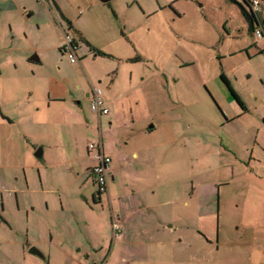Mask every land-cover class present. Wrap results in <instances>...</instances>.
I'll use <instances>...</instances> for the list:
<instances>
[{"label":"rangeland","instance_id":"obj_1","mask_svg":"<svg viewBox=\"0 0 264 264\" xmlns=\"http://www.w3.org/2000/svg\"><path fill=\"white\" fill-rule=\"evenodd\" d=\"M32 1L36 3L34 0H21L22 6L26 8L21 18L24 24H17L18 16L10 14L14 31L8 32L7 27H3L6 34H3L1 41L6 44L5 47H13L14 52L7 54V66L1 68V74L3 78L13 76L19 81L20 87L16 86V90L20 100L23 98L25 100L28 96L24 92L25 89L29 86L36 87L32 91L33 98L38 102L43 98L44 102L34 105L46 109L42 114L34 115L32 118L27 115L29 117L26 120L27 125L31 130L29 141L23 139L25 128L17 121L14 126L6 120L1 121L0 190L8 186L10 175L15 173L14 167L18 163L26 167L30 176L38 177L39 170L44 173L45 160H37L34 155L44 149H48L49 155L54 153L50 150L51 137L41 134L42 116L45 115L48 119L45 129L54 131L53 120L47 110L50 108L54 111L57 105H63L66 109L65 116L59 128L64 144L75 145V153L84 166L91 162L86 159L93 158L96 161V151L86 147L100 145L105 154L111 157V165L115 168L112 169L114 182L110 181L109 172L106 178L108 193L101 194L92 169L88 171L86 168L83 171L85 174L82 175L88 180L82 188L84 195L87 196L89 192L94 191L102 199L100 203H93L89 198L88 205L93 210V213H89L92 214L90 228L94 226L98 234L102 232L105 240H111L113 236L108 203L112 197L110 190L113 188L112 194L119 192L121 196H125L124 198H127L126 194L130 195L134 191V197H140L143 203H150V208L143 207L139 214L144 227L150 225L168 227L174 224V229H163V233L167 235L166 240L172 238V235L177 239L174 248L169 244L138 248L139 252L142 250L141 254L146 260L144 264H169V257L173 262L171 264H195L196 261L202 264L208 255L206 250L201 249L208 237H211L212 241L215 240L213 234L215 228L212 217L199 219L198 204L193 194L198 192L201 185H211L214 192L216 191L214 186L221 185L222 193L233 192L237 184V177L233 175L239 170V165L233 164L234 170H231L232 166L228 159L219 158L227 155L233 159L232 152L227 147L223 149L222 141L227 143L226 140H229L232 134L243 128L242 123L250 131L256 129L253 123L263 124L264 118V81L258 79V75L264 74V61L254 57L252 50L244 53L232 51L234 45L231 39L230 50L235 54L224 57L226 48L219 39L221 33L219 22L223 17H227L230 25L236 29H241V17L233 8H224L220 5L219 0H111L109 5L118 14L121 22L115 37L120 36L118 30L125 32L123 42H119L118 47L113 45L112 51H120V57L128 56L130 61L128 66L124 64L122 66L121 60L117 61L114 56L92 58L91 55L89 58L94 60V63H90L89 60L83 63L84 60L81 59L82 61L72 65L59 51H54L55 40L50 35L51 26L42 25L41 21L30 15L28 8H31ZM55 1L64 5L70 17H73L74 13L85 12L77 25L87 27L89 36L97 38L100 31L92 29L90 21L94 14L100 15V11L94 9L84 11L82 0ZM8 4H1V9ZM50 5L55 12L52 3ZM56 14L58 21L62 22L59 14L57 12ZM47 16L48 21L53 22V15L43 14V17ZM253 38L255 39L254 33L247 31L246 36L241 35L238 40L246 45ZM8 40L12 44L10 47ZM128 40L134 43L129 44ZM96 50L92 48V55H97ZM136 53L139 57L135 65L132 62L136 59ZM33 54L40 59L39 64L27 61ZM3 58L4 55H1L0 60ZM112 66L113 70L117 67L118 72L105 76V71ZM129 74L132 75L131 87H135L136 90L130 96H125L130 85ZM222 74L227 76L231 87L241 96L242 99L238 95L248 109V114L243 120L237 117L240 108L220 79ZM88 80L102 91L109 112L107 116L98 119V116L90 111L89 99L85 97L91 93ZM56 82L63 91L58 96L65 102H49L52 99H49L46 93L44 97L42 93H38L41 91L40 88L44 89L47 86L53 89ZM1 95L2 87L0 107L15 119L14 103L12 104L14 101L7 99L3 101L5 94ZM34 105H30L27 111H31ZM64 132L66 135L70 134L69 139L63 135ZM174 132L182 139L177 146L173 142ZM243 137L247 139L249 135L246 136L243 131ZM255 137L252 136L250 148L252 156L258 158L260 164L251 162V167L263 177L264 153H261L258 147H254ZM233 139L238 143H245L244 140L238 141L241 139L238 132ZM148 148L156 151L154 166L150 164L152 152H145ZM132 152L138 153L139 160L130 158ZM117 155L122 157L118 159ZM92 164L94 165L93 162ZM96 164L97 161L94 166ZM223 164H227L226 167H223ZM20 170L21 168L17 169V174ZM225 170L228 173H224ZM47 173H51V170H47ZM232 180L235 182H229ZM224 181L229 182V186L222 185ZM72 193L69 189L62 191L63 196ZM129 197L133 199L132 196ZM123 203L130 208L128 202ZM229 204L231 203L227 204V208L230 210ZM164 210L169 212L168 221L161 218ZM202 220L207 222L209 230L213 228L210 231L212 235L206 231L205 234L202 233L200 230V226H203ZM181 221H184L183 226H188L191 230L182 228L179 232L178 228L183 224ZM224 221L223 218L221 224L224 225ZM160 236L159 240H163V236ZM181 239L183 241L179 242ZM186 243L191 246L188 247ZM108 250L109 247L101 250L97 256L99 258L107 256ZM94 264L100 263L98 261ZM104 264L143 262H131L126 254L121 252L115 254L109 263Z\"/></svg>","mask_w":264,"mask_h":264},{"label":"crops","instance_id":"obj_2","mask_svg":"<svg viewBox=\"0 0 264 264\" xmlns=\"http://www.w3.org/2000/svg\"><path fill=\"white\" fill-rule=\"evenodd\" d=\"M235 1L239 2L238 0ZM50 2L55 8V12L51 9ZM82 2H84L81 3L84 4L82 5L84 11L94 9L101 12L100 15L102 16L94 14L90 21L91 28L100 31V34L96 36L97 38L89 36L87 27L80 26V24L77 25L78 21L81 20V16L85 13L83 11L81 14H78V12L74 13L73 17H70L67 15L65 7H63L64 5L61 3L59 4V2L55 0H47V2L43 4L33 3L32 1L30 4L31 8L28 9L30 15L41 21L42 25L46 27L51 26L52 33L50 35H52V38L55 40V52L59 51V53H61L59 46L63 42L64 34L70 30V34L74 36L78 42L76 54L78 62L82 59L84 60L83 63L87 60H89L90 63H94V60L89 58L90 55L92 58L114 56L117 61L121 60L122 66L123 64L124 66H128L130 62L128 56L120 57V51H112L114 48L113 45L118 47L119 42H123V33H125H122L123 30H118L120 31L118 33L121 37L119 35L115 37L117 27L120 28L121 25L118 14L112 10L111 6L96 3L98 2L97 0H82ZM219 2L224 8H233L243 21L242 23L240 20L241 29L232 27L227 17H223L219 22L221 26L219 39H221L220 41L226 48L223 56L234 55L235 53L232 52L233 50L236 53H244L252 50V55L254 57L264 61V0H258L259 4L255 12L258 28L262 30L263 35L261 38H256L254 36L255 39L253 38L250 43L246 44L248 46H246L243 41L239 42L238 40L241 35L246 36L247 31L250 33L253 32L252 29H249L239 8L230 0H219ZM6 3L9 4L1 9V4ZM22 5L21 0H0V17L4 16V18H6H0V59L1 55H4V58L0 60V87H2V95L5 94V97L2 98L3 101L4 99L14 101L12 102V104L14 103L13 113L16 116L15 119L12 118V116L8 115L3 108L0 107V125H2V120L8 121L13 126L17 121L21 127L25 128L22 134L23 139L29 141L31 130L29 129V125H27L28 122L26 120L29 119L27 115L32 118L34 115L42 114V111L46 109V107L43 109L34 104H41L44 100L42 98L40 102H38L33 98L32 91L36 88L34 86H29L25 89L24 92H26L28 96L25 100L24 98L20 100L16 90V86L20 84L19 81L13 76L3 78L1 74V68L7 66V54L14 52L13 47H5L6 44L1 41L3 39V34H6L3 27H7L8 32L12 33L14 31L12 30L13 20L10 14L18 16L19 20L17 24H24L21 18L26 8ZM56 12L61 17L62 22L58 21ZM50 13L53 15V22L48 21V16L43 17V14ZM28 17L29 15H27V18ZM125 18L127 19V17ZM125 35L126 34H124V37ZM229 39L232 40L234 45V47L231 48L232 51L230 50L231 43H229ZM128 41L129 44L134 43V41ZM8 46H12L9 40ZM91 47L97 49L96 53L100 55H92L91 52L93 51ZM61 55L63 56L62 53ZM36 57L38 58L37 55ZM138 57L139 55L137 54L135 61L132 62L133 64H135ZM27 61L34 64L40 63L39 58L37 63L29 61V58ZM78 62L72 65H76ZM113 69L114 67L112 66L105 71V76L113 75V72L116 73L119 70L117 67L115 70ZM94 71L97 72L98 70ZM226 77L225 75V78ZM263 77L264 74L258 75V79L261 81H264ZM129 78L130 85L124 94L125 96H130L136 90L135 87H131V74H129ZM88 83L89 86L96 87L92 81L88 80ZM78 88L80 89V86H78ZM40 90L41 91H38V93H42L41 95L43 97L44 93H46L49 99H52L49 100V102H65L62 100L61 96H58L63 91L62 87L57 82L53 89L47 86V88H40ZM85 97H87V95H85ZM32 104L34 105L32 110L27 111L28 107ZM64 109L63 105H57L54 111H51L50 108L47 110L48 115L51 116L53 120L52 125L54 131L45 129L48 119L45 115L42 116L41 134L46 137H51L50 150L54 153V155H49L47 154L48 149H44V151L40 150L41 157L37 160H45V168H43L44 173L36 168L39 170V176H30L27 173L26 167L24 168L23 164L18 163L14 167L15 173L10 175L11 179L8 186L0 190V264H87V262H92L94 264V262L97 263L98 261L100 264H104L105 262L109 263L115 254L117 255L121 252L126 254L129 261H140L144 264L146 260L141 254L142 250L139 252L138 248H144L146 246L156 247L162 244H169L170 247L173 246L174 248V243L177 242L176 237L172 235V238L166 240L167 235L163 233V229H174V224L168 227H161L160 225L144 227L140 222L139 214L143 207L150 208V203H143L140 197H134V191L131 192L130 195L126 194L127 198H124L125 196H121L119 192L112 194L113 188L110 190V195L112 197L109 199L110 201H108L110 209L109 221L111 223L112 219L115 218L122 223L123 231L121 235L116 238L112 237V239L108 241L105 240L102 232L98 234L94 230V226L90 228L92 214L89 213H93V210L88 205L89 198L92 199L93 203H100L102 199L101 196L97 195L94 191L89 192L87 196L84 195L82 188L87 184L88 180L87 177H84L82 174H85L83 173L84 169L87 168L88 171L92 169L96 161H94L93 158L86 159L91 162L84 166L82 160L80 161L75 153V145L72 143L70 145L64 144L63 136L59 128L60 122L64 121ZM240 110L238 109L237 111V117L243 120L248 114V109L244 108V110H241V113ZM249 111L251 112L250 109ZM108 114L103 116H107ZM249 115L252 118V114L249 113ZM97 116L98 119L102 117L99 115ZM262 120L263 124L259 122L253 123L256 129L253 130L250 126L252 129L250 131L246 129L244 126L245 124L242 123L243 128H240L232 134L231 138L226 140L227 143H224V140L222 141L224 145L223 149L227 147V149L232 152L231 156L233 159H230L227 155L219 156V158L228 159V162L232 166L231 170H234L233 164L239 165V170L233 175V177H237V184L234 186L233 192H225L227 194L222 193L220 189L221 185H217V187L214 186L216 189L215 192L211 185H201L198 192L193 194L198 204L197 215L199 219L205 220L212 217L214 222L213 227L215 228V232H213L215 240L212 241L211 237H208L204 247L201 249L206 250V255H208L202 264H264V176L260 177V173L256 172L251 167V162L255 164H260V162L258 158L252 156V149L250 148V141L253 139L252 136L254 135L256 136L254 138V147H258L260 152L264 153V118H262ZM227 121H229V118ZM243 131H245L246 136L249 135V138L244 139ZM237 132L241 135V139L238 141L244 140V144L238 143L233 139V137L237 135ZM63 135L67 139L70 138V134L66 135V132H64ZM173 135V142L175 146H177V143L182 139L177 136L176 132H174ZM100 137L99 135V139ZM88 146L86 149H88ZM153 149H155V146H153ZM67 151L70 152L68 153ZM145 152H152L150 155V164L154 166V154L156 151L152 150V148H148ZM187 155L188 153L186 156ZM175 156L176 155H174V159ZM117 157L119 159L122 156L117 155ZM130 158H132V160H139L138 153L132 152ZM127 159L129 158L127 157ZM111 164L112 162L110 163V181L114 182L115 177L113 176L112 169L115 168H113ZM226 165L227 164H223V167H226ZM18 168H21L19 174H17ZM47 170H51V173L48 174ZM117 173L119 174V172ZM224 173H228V171L225 170ZM128 174H130V170ZM83 178H85V180ZM83 180L84 182H81ZM229 182L234 183L235 180ZM229 182L224 181L222 185L229 186ZM106 183H108L107 179ZM63 189H69L73 193L63 196ZM105 192L108 193L107 185ZM129 196H132L134 200L137 199L134 201L130 199ZM107 197L109 198V194H107ZM189 197L192 198V195ZM10 200L12 202L11 204ZM123 201L128 202L130 208H128ZM229 202L231 203L229 204L231 207L230 210L227 208ZM153 205L156 206L159 204ZM168 214L169 212L164 210L161 218L164 221H168ZM223 218L225 220L224 225L221 224ZM181 222H183V224L179 226V232L182 228L188 231L191 230L190 227L183 226L185 225L184 221ZM201 223L203 225L200 226L202 233L205 234V231L207 234L211 233L210 231H212L213 228L209 230L207 222L203 221ZM210 235H212V233ZM159 236H163L164 239L159 240ZM181 241L183 240L181 239L179 242ZM187 246L189 247L191 245L187 244ZM108 247L107 256H100L99 258L97 254ZM30 249H35L37 255L31 254L29 252ZM168 259L169 264L173 263L170 257ZM198 262L199 261H196L195 264H201Z\"/></svg>","mask_w":264,"mask_h":264},{"label":"built area","instance_id":"obj_3","mask_svg":"<svg viewBox=\"0 0 264 264\" xmlns=\"http://www.w3.org/2000/svg\"><path fill=\"white\" fill-rule=\"evenodd\" d=\"M40 2L42 0H35ZM258 0L252 1V11L255 13L258 7ZM80 14V12H79ZM254 36L256 38H261L263 33L260 28L253 31ZM64 36V41L61 44L60 48L64 49L61 52L64 54L65 58L68 60L70 64H74L77 62V56L74 51V48L71 46V38L70 30H68ZM89 109L92 113H95L99 116H103L108 114V110L106 108V102L103 97L102 91L96 87L92 88L90 98H89ZM97 146V147H96ZM91 151L95 150V160L97 161L96 166L92 168L93 176L95 178V183L97 184L99 190L103 193L106 191V178L107 174L110 172V163L111 159L107 155L104 154L103 149H101L100 145H90L88 148ZM111 229L113 238L121 235L123 231V227L118 219L113 218L111 221Z\"/></svg>","mask_w":264,"mask_h":264},{"label":"trees","instance_id":"obj_4","mask_svg":"<svg viewBox=\"0 0 264 264\" xmlns=\"http://www.w3.org/2000/svg\"><path fill=\"white\" fill-rule=\"evenodd\" d=\"M230 1L235 3L238 6L240 13H241L242 17L244 18V20L247 22L249 29L250 30L252 29V31L258 29V24H257V20L255 18V13L251 9L252 8V1L251 0H238L239 2H237L235 0H230ZM97 54H99V53H97ZM133 61H135V59ZM220 79L222 80L224 85H226V87H227L231 97L233 98L234 102L239 106V108L241 110H244L245 107H244L241 99L238 97V95L232 89L229 81L225 78V76L223 74L220 75Z\"/></svg>","mask_w":264,"mask_h":264},{"label":"flooded vegetation","instance_id":"obj_5","mask_svg":"<svg viewBox=\"0 0 264 264\" xmlns=\"http://www.w3.org/2000/svg\"><path fill=\"white\" fill-rule=\"evenodd\" d=\"M35 1V0H34ZM99 1V3H101V4H103V5H106V6H110L109 5V2L111 1H108L107 3H102L100 0H98ZM36 3H39V4H43V3H46L47 2V0H42V1H40V2H37V1H35ZM78 14H79V12H78ZM80 14H81V12H80ZM66 34H64V36H65ZM63 41H64V39H63ZM63 43V42H62ZM61 46V45H60ZM60 46H59V50H60V52H61V50H64V49H61L60 48ZM71 46L74 48V51H75V53L77 54V49H78V42H77V40H76V38L74 37V36H72V38H71ZM62 53V52H61ZM63 54V53H62ZM63 56H64V54H63ZM77 56V55H76ZM77 62H78V58H77ZM92 88H93V86H91ZM92 88H91V91H92ZM90 94L91 93H89V94H87V98L89 99L90 98ZM97 188H98V186H97ZM98 191H99V194H101L102 192L99 190V188H98ZM98 195V194H97Z\"/></svg>","mask_w":264,"mask_h":264},{"label":"water","instance_id":"obj_6","mask_svg":"<svg viewBox=\"0 0 264 264\" xmlns=\"http://www.w3.org/2000/svg\"><path fill=\"white\" fill-rule=\"evenodd\" d=\"M100 1H101L102 3H107V2L110 1V0H100ZM29 61H31V62H36V63H37V62H38V58L36 57V55H33V56H31V57L29 58ZM34 157L37 158V159H40V157H41V151H37V152L35 153ZM29 252H30L31 254H33V255H37L35 249H30ZM38 254H39V253H38Z\"/></svg>","mask_w":264,"mask_h":264}]
</instances>
